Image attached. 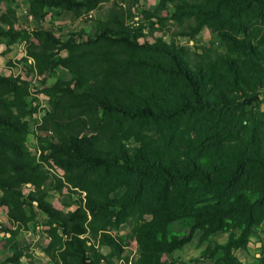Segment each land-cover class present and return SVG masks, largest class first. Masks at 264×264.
I'll return each mask as SVG.
<instances>
[{
	"label": "trees",
	"instance_id": "16d2710c",
	"mask_svg": "<svg viewBox=\"0 0 264 264\" xmlns=\"http://www.w3.org/2000/svg\"><path fill=\"white\" fill-rule=\"evenodd\" d=\"M9 1L0 0L2 51L22 40L37 75L60 66L72 76L49 88L65 103L42 118L56 139L45 158L85 193L84 202L64 212L28 194L47 216L46 257L54 264H101L90 239L119 253L107 230L132 217L129 235L140 249L135 264H166L161 254L184 246L195 230L200 242L227 232L226 242L206 246L203 256L219 253L213 264H242L234 251L246 247L264 219V0H176L173 20L193 21L195 31L209 27L226 48L200 53L160 39L139 42L142 26H130V7L117 11L116 2L106 19L95 20L93 34L61 40L48 28L16 27ZM28 1L39 22L45 8L79 18L108 0ZM29 94L22 76L0 74V206L17 228L30 220L21 187L42 183L26 148L27 116L36 111ZM121 186L123 193L110 198ZM174 221L184 222L187 233L168 237ZM20 255L5 262L20 264ZM258 261L264 264V248Z\"/></svg>",
	"mask_w": 264,
	"mask_h": 264
},
{
	"label": "rangeland",
	"instance_id": "374dc122",
	"mask_svg": "<svg viewBox=\"0 0 264 264\" xmlns=\"http://www.w3.org/2000/svg\"><path fill=\"white\" fill-rule=\"evenodd\" d=\"M161 1L163 0L103 1L89 14L82 15L77 19L72 18L71 13L66 14L62 11L51 12L48 10L39 22L29 15L28 0H11L9 5L16 11V26L19 29L48 28L61 40H66L70 34H77L74 37L76 39L80 38L79 33H83L85 36L93 34L95 20L106 19L109 11L114 7L113 2H116L118 4L117 11L121 8L125 10L130 7L132 14L128 18L130 26H135L138 23L142 26L143 35L138 39L139 42L143 40L153 42L160 39L166 43L182 46L192 52L200 53L206 48L225 52L224 43L217 33L209 27L202 25L195 31L193 21L178 23L171 18L176 0H164V3H161ZM4 6L5 4H2L0 10L4 9ZM145 12H153L155 16L149 18ZM85 36H82V38ZM15 43L17 45L13 46L10 49L12 52L9 53L3 52L6 50L5 45L0 47V74L22 76L23 79L29 82L30 94L26 100L28 107L36 108V111L27 116L29 130L26 138V148L32 157L38 178L42 180V183L39 186L26 183L21 187L20 191L23 194V199L27 201L24 206L25 212L30 218L28 223L22 226L21 229L12 228V224L5 215L6 208L0 206V264H7L4 260L7 252L12 251V247H18V245H21L20 253L23 254L22 264H54L49 262V259L44 255L48 240L46 233L47 216L38 210L34 201L30 202L28 194H32L33 197L43 195L47 202L64 212H71L83 205L85 193L68 185L64 181L63 171L50 159L45 158L48 154L47 143L56 139L45 135L47 130L42 124V118L46 111H52L54 105L62 107L65 103L58 93L49 91V88L58 80L70 81L72 76L60 66L43 76L37 75L31 67V59L26 55V43L22 40ZM60 55L65 56L66 51L61 50ZM57 111L63 118H66L60 108ZM126 144L130 147L135 146L134 139H128ZM124 190L125 187L123 186L116 188L110 194V198H118ZM144 218L148 219L149 216L146 215ZM133 224V218L127 217L123 223L109 227L107 230V233L115 238L121 246L119 253L111 246L101 242L98 237L90 239L89 243H92L96 251L102 255L101 264H135L140 249L137 242L129 235ZM9 230H12L15 234L13 235ZM18 231L20 232L17 234ZM196 232L200 233V230H196ZM185 233H187L185 223L174 221L169 225L167 236L169 237L172 234L181 236ZM7 234H10V236ZM226 234L228 235L227 232ZM224 235L218 233L213 239L220 242L223 240ZM200 243L199 241H193L170 253H162L161 260L166 264H213L219 253L213 257L206 254L203 256V250L199 251ZM263 248L264 225L259 226L254 231V240L249 248L245 247L237 250V256L242 264H259L258 258Z\"/></svg>",
	"mask_w": 264,
	"mask_h": 264
},
{
	"label": "crops",
	"instance_id": "0c3cea01",
	"mask_svg": "<svg viewBox=\"0 0 264 264\" xmlns=\"http://www.w3.org/2000/svg\"><path fill=\"white\" fill-rule=\"evenodd\" d=\"M29 4V3H28ZM45 10V13H46V11H55V12H60V11H62L63 13H66V14H68V13H71L72 14V18H74V19H77L75 16H74V14L71 12V11H67V10H60L59 8H45L44 9ZM17 27V26H16ZM15 45H17V43H13V44H11L10 46H9V50L7 51V53H9V52H12V51H10V49L13 47V46H15ZM4 207V206H3ZM5 215H6V210H5ZM27 215V214H26ZM6 218H7V216H6ZM8 220V219H7ZM9 221V220H8ZM10 222V221H9ZM11 224H12V228L13 229H16L17 228V225L15 224V223H13V222H10ZM264 225V219H263V221L260 223V226H263ZM22 228V226L20 227V229ZM19 229V230H20ZM20 231H18L17 232V234L19 233ZM218 233H221L222 235H224V234H226V232H223V231H217V232H215V233H213V234H211L209 237H208V239L207 240H205V241H203V242H201L200 243V245H199V251H202V250H204L205 249V247L206 246H208V245H210V246H213V245H215V244H224L225 242H226V240H227V238H228V235L226 234V235H224L223 236V240L222 241H216V239H213V237L216 235V234H218ZM200 234H201V231H200V233H198V232H196V230H195V232L193 233V236H192V238H191V240L188 242V243H186V245L187 244H190V243H192L193 241H199V237H200ZM7 235H9L10 236V234H7ZM254 240V233H251L250 235H249V237H248V243H247V245H246V248H249V246L251 245V243H252V241ZM200 242V241H199ZM21 246V245H20ZM19 245H18V247H12V251H10V252H7V256H6V258H8V257H10V256H12L16 251H21V247H20ZM47 246H48V240H47V244H46V247H45V250H44V255L46 256V248H47ZM237 250H239V249H237ZM237 250H235L234 251V254H235V252H236V256H237ZM238 257V256H237ZM5 258V259H6ZM47 258V257H46ZM239 258V257H238ZM4 259V260H5ZM22 259H23V254L21 253V255H20V257H19V262H20V264H22ZM30 259V258H29ZM48 259V258H47ZM240 259V258H239ZM30 261V260H29ZM49 262H52V261H50L49 260ZM7 264H11V263H7Z\"/></svg>",
	"mask_w": 264,
	"mask_h": 264
},
{
	"label": "built area",
	"instance_id": "2783aa9c",
	"mask_svg": "<svg viewBox=\"0 0 264 264\" xmlns=\"http://www.w3.org/2000/svg\"><path fill=\"white\" fill-rule=\"evenodd\" d=\"M51 134H54V133H51V130H47V136L50 138V135Z\"/></svg>",
	"mask_w": 264,
	"mask_h": 264
}]
</instances>
